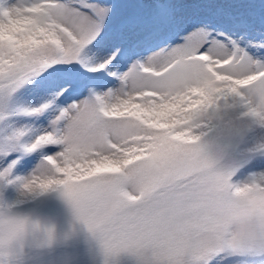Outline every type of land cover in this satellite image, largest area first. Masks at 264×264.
Here are the masks:
<instances>
[{
    "label": "snow or ice",
    "instance_id": "6c2138e0",
    "mask_svg": "<svg viewBox=\"0 0 264 264\" xmlns=\"http://www.w3.org/2000/svg\"><path fill=\"white\" fill-rule=\"evenodd\" d=\"M237 106L264 122V0H0V184L59 190L106 257L264 264V171L233 230L205 160Z\"/></svg>",
    "mask_w": 264,
    "mask_h": 264
},
{
    "label": "rangeland",
    "instance_id": "374dc122",
    "mask_svg": "<svg viewBox=\"0 0 264 264\" xmlns=\"http://www.w3.org/2000/svg\"><path fill=\"white\" fill-rule=\"evenodd\" d=\"M182 2L193 3L196 0ZM244 112L245 109L238 106L222 108L213 118L214 126L208 132L215 148L235 169L234 182L244 180L254 172L264 171V122L241 115ZM17 201L21 202L16 203ZM0 203L12 205L14 210L28 212L55 226V236L51 243L42 246L29 244L26 247L22 254H27L28 258L23 264H106L109 259L111 264H136L135 258L128 253L106 257L99 245L88 248H57L59 243L92 235L76 219L70 203L59 190L22 197L17 185L0 184Z\"/></svg>",
    "mask_w": 264,
    "mask_h": 264
},
{
    "label": "clouds",
    "instance_id": "9594fccd",
    "mask_svg": "<svg viewBox=\"0 0 264 264\" xmlns=\"http://www.w3.org/2000/svg\"><path fill=\"white\" fill-rule=\"evenodd\" d=\"M216 115L217 113L214 117ZM241 115L245 114L241 113ZM206 140L209 144V151L205 157L207 164L217 172L232 170L231 165L224 160L223 154L215 148L213 140L208 136ZM231 184L232 188L222 194L223 206L219 214L220 222L230 226L233 230H246L254 227L256 218L244 214L245 197L241 191L243 184L233 180ZM90 233L93 235L92 232ZM54 236L55 226L51 223L34 217L28 212L9 208L8 204L0 205V264H20L22 253L29 244L46 245L52 242ZM93 236L100 243V240L95 235ZM106 264H111V260H107Z\"/></svg>",
    "mask_w": 264,
    "mask_h": 264
},
{
    "label": "trees",
    "instance_id": "16d2710c",
    "mask_svg": "<svg viewBox=\"0 0 264 264\" xmlns=\"http://www.w3.org/2000/svg\"><path fill=\"white\" fill-rule=\"evenodd\" d=\"M19 207V206H17ZM101 246V244L99 243V241L93 236V235H89L87 237H84L82 239L79 240H73L72 242H62L56 245L57 248H64V247H81V248H88V247H94V246ZM45 249H48L47 246L44 247ZM43 248V249H44ZM27 254H22V259L20 261V264H23L27 261L26 257Z\"/></svg>",
    "mask_w": 264,
    "mask_h": 264
}]
</instances>
